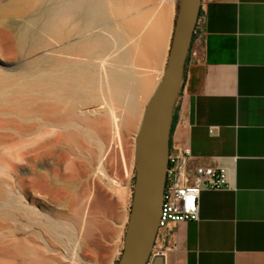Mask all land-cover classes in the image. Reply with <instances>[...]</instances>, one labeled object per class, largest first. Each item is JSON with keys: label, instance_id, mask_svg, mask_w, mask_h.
<instances>
[{"label": "bare ground", "instance_id": "bare-ground-1", "mask_svg": "<svg viewBox=\"0 0 264 264\" xmlns=\"http://www.w3.org/2000/svg\"><path fill=\"white\" fill-rule=\"evenodd\" d=\"M152 1L8 0L6 4L0 3V264H62L58 258L44 254L43 244H40L42 247L34 244L35 237L28 228H40L33 231L37 239L45 233L55 239L67 233L72 241L73 235L84 233L88 237L99 223V219L92 218V191L87 187L71 202L69 215H60V210L55 212L59 204L54 200L59 199L61 192L50 186L53 180L44 174L51 165L38 164L44 170L34 167L39 161H50L51 157L68 152L76 156L85 152L92 160L94 151L90 147L94 145L99 151L96 160L101 173L106 164L102 166L99 162L108 155L107 147L114 143L113 138L121 147L122 131L132 132L134 138L137 136L145 107L163 75L161 65L167 31L171 27H168V11H155L153 6L158 2ZM12 60L19 63L12 66ZM154 120L150 121L142 139L143 165L147 163L156 135ZM109 130L113 143L107 136L112 144L105 149L101 138L107 140L105 135ZM143 173L138 195L139 223L147 201L145 167ZM72 187L68 189L67 185L63 189L69 191ZM100 196L97 197L101 199ZM53 202L57 205L55 209Z\"/></svg>", "mask_w": 264, "mask_h": 264}, {"label": "crops", "instance_id": "crops-1", "mask_svg": "<svg viewBox=\"0 0 264 264\" xmlns=\"http://www.w3.org/2000/svg\"><path fill=\"white\" fill-rule=\"evenodd\" d=\"M170 1L163 73L179 3ZM184 148L196 165L227 168L232 187L202 191L199 220L159 230L153 254L264 264V0H202L170 136V152Z\"/></svg>", "mask_w": 264, "mask_h": 264}, {"label": "rangeland", "instance_id": "rangeland-1", "mask_svg": "<svg viewBox=\"0 0 264 264\" xmlns=\"http://www.w3.org/2000/svg\"><path fill=\"white\" fill-rule=\"evenodd\" d=\"M153 1H154V3L156 1L158 2V4L157 3L154 4L155 7L153 6V9H155V11H157V10L163 11V9H164V11H166V12L168 11V13L170 12V6H171L170 0H156V1L153 0ZM153 1L151 3H153ZM7 2H8V0H0L1 4H6ZM159 4H160V7H159ZM168 13H167V16L169 15ZM166 43H167V40H166ZM165 46H166V44H165ZM18 63H19L18 60H14V61L12 60L10 62V64L12 66L17 65ZM154 74L158 75V72H155ZM125 132L126 131H122L123 135L121 134V140H122L121 141V143H122L121 147H119L118 141L116 142V140L113 138V135H112L110 130L106 133L105 136H106V138H107V136H109L111 138V142H112V138H113V142L115 144L113 142H112L113 144L111 142H108V139H110L109 137L107 138V140L105 138H101V141H103L105 144V149L108 148V152H107L108 155L106 154V156L104 157L105 162H104V160H103V162L102 161L99 162V163H101L102 166H105V164L107 166V167L105 166L106 168L103 167V169H102L103 172H101V173L98 170V167L100 164L98 165V161H97L98 157H99V156H97V153H99V151H98V148L97 147L95 148L94 145H91V146L95 150L92 147H90L91 151H94L93 155L91 157L92 160L90 159V157L88 158V155H86L87 153H85V152L82 153V155L78 153L82 157H80L78 154H77V156H78L77 157L75 154L72 155V154H69V152H68L67 155L69 157L67 155H63L61 157H57V156L51 157L49 160L50 161L52 160L51 161L52 163H50V161H48L47 159H44V161L46 160L45 162L42 163L41 161H39V163H37V165H35L34 169L37 168L38 170H44L45 169V168L41 169L38 166V164L41 165V164L45 163V164L51 165L50 168L44 170V171H46L45 173H44V171L43 172L40 171V172L44 173L46 175L48 174L46 177L47 178L49 177L50 179L49 178L48 179L50 181H51V179L53 180L51 182L48 180L50 182V186L51 187L54 186L53 188H55L57 190V193L61 192L60 195L56 193V198H58L60 196L58 200L63 198L62 199L63 201L54 200V201H57L56 202L57 204H59L58 208L56 207L57 205H55L56 203L53 202V205H52L54 209L56 207L55 212L56 211L58 212L60 210L58 212L60 215L66 216V213H67V215H69V209H70L69 207H70L71 202L75 199H78V196L81 193V191L83 190V188L87 187L90 192L92 191V196L90 199L92 218H94V220H96V221L99 219V223H100V220L103 219L101 221V223L103 222L102 225L99 223L96 224V226L93 229L94 231H92V233H91L92 236H91V234L89 235L90 238H89V236L88 237L86 235L84 236L83 235L84 233H82L84 238H82L83 236L81 234L80 235L82 237L80 235H78V236L73 235V237H71L72 241H70L68 239V235L66 236L67 233L65 235L63 234L62 236H60V238H57V239H55L54 237H51L50 235L45 233V234H42V237L37 239L36 236H34L33 231L40 230V228H38V227H36V228L33 227L34 229H32L31 227L28 228V229H30L29 233H31V232L33 233V234L31 233L30 235L35 237V240L38 241V242L34 241V244L36 246H40V247H42L40 244H43L42 249H43L44 254H46L47 256L58 258L62 262V264H117V262L121 258L123 248H124V239H125L127 224H128V220H129V214H130V210H131V206H132L133 190H134L135 178H136V166H135V161H134V155L135 154L133 155V152L135 153V151H134L135 150L134 149L135 144L134 143H135L136 137L135 138L133 137L134 134L132 132H127V134ZM124 133H125V135H124ZM128 134H129V136H128ZM127 138L130 139V141ZM131 139H132V141H131ZM123 141L125 143H123ZM108 145H111L114 148H112L111 146H108ZM115 146L117 149L115 148ZM109 147H110V149H109ZM95 154H96L97 158L94 157ZM83 155H84V157H83ZM2 156H6V155H2ZM65 156H67V158ZM74 156H76V157H74ZM107 156H108V158H107ZM131 156H133V157H131ZM86 158H88L90 160H86ZM60 159L62 162L60 161ZM109 159H110V161H109ZM122 159L124 161H122ZM53 160L57 161L56 163H58L59 165L61 163V165L57 166ZM88 161H89V164L86 166ZM93 162H94L95 166L91 165V164H93ZM62 163L66 164V165L64 166V164L62 165ZM52 166H53L54 170H53V168H51ZM96 166H97V168H96ZM70 167H72V168H70ZM60 168H61V170H60ZM78 168H81V169H78ZM93 168L97 169V170L95 171ZM105 169H107V171ZM64 170H65V172H64ZM83 170L85 171V173ZM71 171H73L74 173L72 174ZM49 172H51V173H49ZM94 172L97 175L94 174ZM63 174L65 175V178H64ZM87 174H89V175H87ZM56 175H57V177H56ZM72 175H74V176H72ZM101 175H104L103 176L104 179L101 178ZM126 175H128V177H126ZM67 177H68V179L66 180ZM88 177H90V179ZM118 177H120V178H118ZM55 178L58 180H56ZM77 178H78V180H75ZM86 178L88 181L86 180ZM110 178L111 179L113 178V179L111 180ZM27 179H29V178L27 177ZM64 179L66 181H61ZM92 179H94V181ZM68 180L71 183H73V185H71V183ZM72 180H75L76 182L75 181L72 182ZM54 181H56L57 183L60 182L63 185L61 186L60 183H58V184L56 182L54 183ZM67 181H68V184H67ZM85 181H86V184H85ZM64 182L68 185V189H69V187L73 186L72 187L73 191H72V188L69 191L68 190L66 191L67 188L63 189L64 187H67V185L65 186ZM77 182H80V183L78 184ZM81 182H83V183L81 184ZM76 183H77V185H76ZM115 183H117V184H115ZM74 184H75V186H74ZM87 184H88V186H87ZM58 186H59V188H58ZM96 187L98 188V190L96 189ZM100 187L102 188V190ZM62 193L63 194L67 193L68 195L63 196ZM69 193L70 194L72 193L73 195L72 194L69 195ZM94 193L96 195L97 194L101 195L100 197H101V199H103V201L99 197H97L99 195L96 196V195H94ZM57 195H59V196L57 197ZM109 196L112 200H110ZM43 197L44 196L40 195L41 199H43ZM67 197H69L70 200L67 201V199H66ZM47 199H49V198H46L45 200H47ZM64 199H66V200H64ZM109 200H110L111 204H112V202H114V204H112L111 206H108L110 204ZM98 204H100V205H98ZM63 207H65V209H63ZM60 208H62L63 210ZM107 209H109V211H107ZM110 209H111V211H110ZM99 210H100V212L102 211V213H99ZM98 213H99V216L97 217ZM105 213H106V216H105ZM101 217H104V218L101 219ZM104 221L107 223H105ZM98 225H101V226L97 227ZM28 229H27V231H28ZM46 234L48 235V237L45 236ZM44 238L46 239V241ZM41 242H43V243H41ZM47 250H49V251H47ZM50 251H53V252H50ZM51 253H53V254H51Z\"/></svg>", "mask_w": 264, "mask_h": 264}, {"label": "water", "instance_id": "water-1", "mask_svg": "<svg viewBox=\"0 0 264 264\" xmlns=\"http://www.w3.org/2000/svg\"><path fill=\"white\" fill-rule=\"evenodd\" d=\"M202 0H179L171 49L161 81L149 99L135 140L136 166L132 206L127 224L124 248L117 264H165L162 254H153L159 231L170 136L174 111L184 86L186 63L199 19ZM155 114L156 135L146 165L142 163V139ZM144 167L148 182L147 201L139 223L138 195Z\"/></svg>", "mask_w": 264, "mask_h": 264}, {"label": "built area", "instance_id": "built-area-1", "mask_svg": "<svg viewBox=\"0 0 264 264\" xmlns=\"http://www.w3.org/2000/svg\"><path fill=\"white\" fill-rule=\"evenodd\" d=\"M197 26L198 22L195 33ZM193 160L189 148H184L178 154L169 153L159 230L173 223L198 221L202 191L232 187L227 168L196 165Z\"/></svg>", "mask_w": 264, "mask_h": 264}]
</instances>
